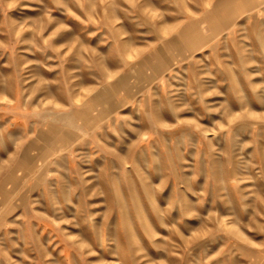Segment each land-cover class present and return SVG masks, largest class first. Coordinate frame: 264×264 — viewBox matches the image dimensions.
<instances>
[{"label":"rangeland","instance_id":"1","mask_svg":"<svg viewBox=\"0 0 264 264\" xmlns=\"http://www.w3.org/2000/svg\"><path fill=\"white\" fill-rule=\"evenodd\" d=\"M0 264H264V0H0Z\"/></svg>","mask_w":264,"mask_h":264},{"label":"crops","instance_id":"2","mask_svg":"<svg viewBox=\"0 0 264 264\" xmlns=\"http://www.w3.org/2000/svg\"><path fill=\"white\" fill-rule=\"evenodd\" d=\"M187 33V37L189 36V32L187 31L186 32ZM207 34V36L206 37H204L205 39H204V41H206L207 39L208 40H210V35H209V33H206ZM189 38V37H188ZM191 39V38H190Z\"/></svg>","mask_w":264,"mask_h":264}]
</instances>
